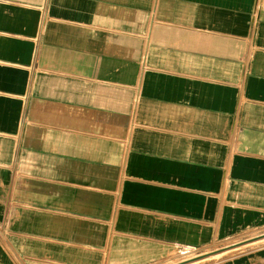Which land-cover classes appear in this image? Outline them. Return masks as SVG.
<instances>
[{
	"label": "crops",
	"instance_id": "crops-1",
	"mask_svg": "<svg viewBox=\"0 0 264 264\" xmlns=\"http://www.w3.org/2000/svg\"><path fill=\"white\" fill-rule=\"evenodd\" d=\"M258 236L264 0H0V264Z\"/></svg>",
	"mask_w": 264,
	"mask_h": 264
},
{
	"label": "rangeland",
	"instance_id": "rangeland-1",
	"mask_svg": "<svg viewBox=\"0 0 264 264\" xmlns=\"http://www.w3.org/2000/svg\"><path fill=\"white\" fill-rule=\"evenodd\" d=\"M227 245H230V243H227V242L216 243V244H214V245H212V246H210L208 248L201 249V250H194V249H189V248H181V249L177 250L176 252H174V254L172 256L167 258L161 264H181V263L183 264L185 262H181V261H183L184 259H187L189 257H197L198 258V257L209 256L211 254L216 253L217 251H220V250L224 249V247L227 246ZM258 245H260V243ZM249 247H253V246H249ZM249 247H244V248L229 252L226 255L229 256V255L235 254V253H237L239 251H242V250L245 251Z\"/></svg>",
	"mask_w": 264,
	"mask_h": 264
},
{
	"label": "bare ground",
	"instance_id": "bare-ground-1",
	"mask_svg": "<svg viewBox=\"0 0 264 264\" xmlns=\"http://www.w3.org/2000/svg\"><path fill=\"white\" fill-rule=\"evenodd\" d=\"M264 241V236H258V237H253L252 239H249L248 241H240V242H233L230 243V245H227L224 247V249L217 251L214 254H211L209 256H205V257H189L187 259H184L181 262H185L183 264H201L204 262H207L213 258H219L222 257L224 255H226L229 252L244 248V247H249V246H254V245H258L259 243H263ZM182 264V263H181Z\"/></svg>",
	"mask_w": 264,
	"mask_h": 264
}]
</instances>
